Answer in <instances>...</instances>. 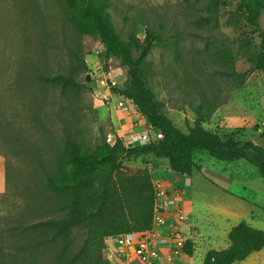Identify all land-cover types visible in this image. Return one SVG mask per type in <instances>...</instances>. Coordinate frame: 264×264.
I'll return each mask as SVG.
<instances>
[{"label":"rangeland","instance_id":"obj_1","mask_svg":"<svg viewBox=\"0 0 264 264\" xmlns=\"http://www.w3.org/2000/svg\"><path fill=\"white\" fill-rule=\"evenodd\" d=\"M239 4L240 0H111L109 13L125 42L135 34L143 43L149 28L164 26L159 33L164 42L147 58L143 77L178 128L187 132L193 126L197 105H216L206 129L264 146V71L253 69L261 38L246 23ZM209 9L212 25L197 28L194 21L207 16ZM260 24L264 31V11ZM105 51L97 38L78 32L64 0H0V264L24 263L17 250L24 241L13 221L20 217L28 226L58 210L44 174L55 172L65 137L94 150L124 125L123 115L101 99L89 76L92 67L106 60L105 65L119 74L121 89L126 88V61L101 58ZM240 73L245 75L238 86ZM57 74L72 77L76 87L40 79ZM195 154L203 159L204 173L214 185L244 197L247 214L239 221L264 230V180L257 169L244 160L226 163L206 152ZM122 162L131 170L143 164L141 158ZM190 202L185 205L188 217L218 236L213 241L220 244L212 249L224 250L222 242L230 243L217 196L206 197L199 189ZM220 224L224 226L216 233L208 229ZM84 238V231L72 233L71 252ZM25 239L33 244V232ZM189 240L194 242L195 258H204L200 251L206 241L199 236ZM40 248L29 250L27 264H55L62 250L61 242L42 241Z\"/></svg>","mask_w":264,"mask_h":264},{"label":"trees","instance_id":"obj_2","mask_svg":"<svg viewBox=\"0 0 264 264\" xmlns=\"http://www.w3.org/2000/svg\"><path fill=\"white\" fill-rule=\"evenodd\" d=\"M64 3L78 32L104 44L106 51L101 58H124L129 80L121 94L132 102L135 112L144 115L151 126L162 132L163 139L135 148H126L120 140L114 145L103 142L89 150L67 135L55 172L44 174V184L56 196L58 210L50 217L37 218L28 226L23 218L13 221L24 241L17 248L23 264H27L29 250L37 251L42 241L61 242L62 250L55 264H110L106 255L107 238L152 228L155 191L151 173L147 169L131 170L124 166L123 159L164 158L168 159L174 173L191 176L194 169L202 172L194 160L195 153L200 151L226 163L247 161L264 180V146L252 140H239L233 133L220 135L204 127L218 106L206 109L202 104L197 105L194 108L197 119L187 132L164 113L162 102L156 99L143 77L147 58L164 42L159 34L164 29L162 24L156 29L149 28L143 43L135 34L125 42L116 32L109 13L111 0H64ZM239 8L246 23L261 38L259 59L253 69L264 71V31L260 24L264 0H240ZM208 13L194 21L197 28L212 25L210 9ZM226 60L233 61L229 55ZM244 75L236 74L238 86L242 85ZM40 79L49 84L76 87L73 78L63 74L40 76ZM31 231L33 244L25 239ZM75 231H84L85 238L77 251L71 252L69 237ZM228 241V248L209 251L202 264L244 261L264 249V230L241 222L230 230ZM185 252L193 256L191 242L187 243Z\"/></svg>","mask_w":264,"mask_h":264},{"label":"built area","instance_id":"obj_3","mask_svg":"<svg viewBox=\"0 0 264 264\" xmlns=\"http://www.w3.org/2000/svg\"><path fill=\"white\" fill-rule=\"evenodd\" d=\"M105 64L106 61L92 67L89 76L101 92V99L108 104L112 103L125 120L120 132L109 134L106 142L114 145L120 140L126 148H135L162 140V132L151 126L144 115L133 110L132 102L121 94L123 82L119 74ZM133 112L136 116L132 115ZM153 186L155 202L152 228L107 238L106 255L110 264H117L124 258H134L138 264H159L162 256L168 258V264H180V258L186 255L185 248L189 239L182 230L186 222V215L179 202L182 187L177 186L168 191L159 183Z\"/></svg>","mask_w":264,"mask_h":264},{"label":"crops","instance_id":"obj_4","mask_svg":"<svg viewBox=\"0 0 264 264\" xmlns=\"http://www.w3.org/2000/svg\"><path fill=\"white\" fill-rule=\"evenodd\" d=\"M256 143V142H255ZM143 161V164H141L139 169H147L151 173L152 181L154 183H159L162 187H164L168 191H172L177 186L182 187L181 194L179 195V202L181 204V207L186 215V222L182 226V230L185 234V236L188 239H191L193 236H199L202 237L205 243H202L201 248V254L204 255V258L206 254L209 251L215 250L212 249V247L218 246L220 243H216L213 241V238H218L217 235L208 234L206 229L203 227H200L191 217L189 218L187 215L188 212H186V203H191V198L194 193H196L197 190H203L206 197L209 196H217L218 203L222 208V213L226 216L225 220V228H226V236H228L230 230L233 228V226L239 224L244 217V214H247L245 212V209H247V204L244 200V197L241 195H238V193H233L230 191H227L226 189H223L217 185H214L205 175L204 170L201 163L203 162V159L196 158V154L194 155L195 163L202 168V172H198L196 169L193 170L191 176H185L181 174L174 173L171 168L168 159L164 158H155V157H149V158H141ZM226 177V176H225ZM230 177V175H229ZM234 179V177L231 178V180ZM194 181H195V190L194 192L191 190L192 185L194 187ZM234 181V180H232ZM235 182V181H234ZM188 187V189L186 188ZM189 187L191 189H189ZM192 191V192H191ZM232 219L238 220V223H228L231 222ZM243 221L247 224L249 221H246L243 219ZM249 225H253V223L250 222ZM214 227L208 229H215V233L217 229L223 228L224 224L220 225H213ZM207 233V234H204ZM193 235V236H192ZM210 241L212 245L210 244ZM189 242H191L189 240ZM194 243V242H192ZM225 246L224 249L228 248L229 245L226 242H222ZM195 248V247H194ZM215 250V251H221ZM196 251L194 252L193 256L190 257L187 254L180 258V264H202L204 261V258H195L196 257ZM198 261V262H196ZM138 264V261L134 258H124L120 261H118L117 264ZM159 264H168V258L166 256H162L159 260ZM234 264H264V249L258 253L252 254L249 258L245 259L244 261L237 262Z\"/></svg>","mask_w":264,"mask_h":264}]
</instances>
